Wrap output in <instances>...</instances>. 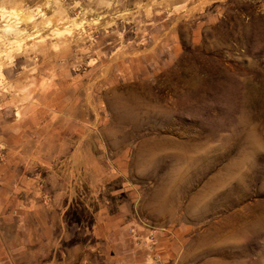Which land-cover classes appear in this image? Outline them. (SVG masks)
<instances>
[{"label": "rangeland", "instance_id": "1", "mask_svg": "<svg viewBox=\"0 0 264 264\" xmlns=\"http://www.w3.org/2000/svg\"><path fill=\"white\" fill-rule=\"evenodd\" d=\"M0 264H264V0H0Z\"/></svg>", "mask_w": 264, "mask_h": 264}]
</instances>
